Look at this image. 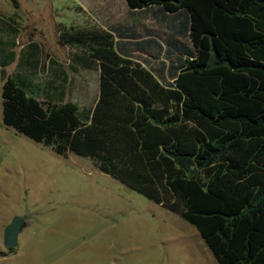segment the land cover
Instances as JSON below:
<instances>
[{
	"label": "trees",
	"instance_id": "obj_1",
	"mask_svg": "<svg viewBox=\"0 0 264 264\" xmlns=\"http://www.w3.org/2000/svg\"><path fill=\"white\" fill-rule=\"evenodd\" d=\"M124 1L184 17L181 39L160 46L165 60L124 56L100 26L61 29L58 43L98 66L97 100L81 108L29 94L39 54L29 41L13 75L0 71L3 125L57 156L90 159L178 215L218 264H264V0ZM13 44L0 42L3 69Z\"/></svg>",
	"mask_w": 264,
	"mask_h": 264
},
{
	"label": "rangeland",
	"instance_id": "obj_2",
	"mask_svg": "<svg viewBox=\"0 0 264 264\" xmlns=\"http://www.w3.org/2000/svg\"><path fill=\"white\" fill-rule=\"evenodd\" d=\"M109 23L132 25L139 40L162 29L146 13L129 14L124 0H0V42H13L15 52L14 62L0 71L13 75L29 41L40 47L44 65L49 56H62L61 29ZM153 53L133 52V59L157 65L162 54ZM94 78L91 71V87ZM5 79L0 74V94ZM30 88L35 92L29 94L43 98ZM71 99L82 105L80 91L74 89ZM1 103L0 97V264H218L178 215L102 173L90 159L57 156L5 127ZM16 216L25 227L8 249L3 230Z\"/></svg>",
	"mask_w": 264,
	"mask_h": 264
},
{
	"label": "crops",
	"instance_id": "obj_3",
	"mask_svg": "<svg viewBox=\"0 0 264 264\" xmlns=\"http://www.w3.org/2000/svg\"><path fill=\"white\" fill-rule=\"evenodd\" d=\"M134 12H141L143 14L146 13L154 21L161 24L162 29H159V31L150 30L145 34L143 40H139L137 36L140 34L136 31V29H134L132 25L121 26L109 23L103 26V28L112 31L114 35V40L117 43L116 48L124 56L133 59V52H139L141 54L153 57L154 50L156 52L157 57L161 56L162 54L161 60L158 61L157 65H153L148 63L147 61H144L145 65L148 64L152 67H158L161 61L165 60V51L164 49L162 50L160 46L164 45V41H178L181 39L180 36L184 34V17H179V19H175L171 17V15H166L161 11H158L156 8H151L149 10L147 9L143 11H130L128 8L129 14H132ZM136 42L144 43L141 49L137 50L138 48L134 45V43ZM59 47L62 56H49L48 60L46 61V63H44V65L42 64L41 55L38 54L36 56L34 60L35 70L33 76L35 80L34 82H32L33 85L36 88H40V90L44 94H46V99L50 98L55 99L57 101L71 100L81 108L92 107L98 97V66L95 63H92L86 57H84V55H82V53L80 51H77L76 49H70L69 47L62 45H60ZM40 50L41 49L38 46V51L41 52ZM70 55L76 56L83 60L78 62L75 59L70 58ZM91 71H94L95 73L94 85H92V87L90 85L89 79V73ZM74 89L80 91V95H82V105L77 103L75 100L71 99V95ZM91 90L94 96L93 102L91 104H88L89 102L87 99ZM41 99L43 101L45 100V98Z\"/></svg>",
	"mask_w": 264,
	"mask_h": 264
},
{
	"label": "water",
	"instance_id": "obj_4",
	"mask_svg": "<svg viewBox=\"0 0 264 264\" xmlns=\"http://www.w3.org/2000/svg\"><path fill=\"white\" fill-rule=\"evenodd\" d=\"M25 227V220L21 216L14 217L3 230V244L6 248H15L18 244V236Z\"/></svg>",
	"mask_w": 264,
	"mask_h": 264
}]
</instances>
